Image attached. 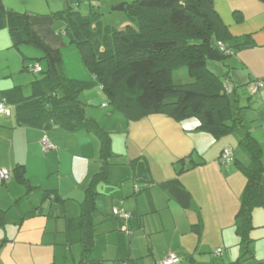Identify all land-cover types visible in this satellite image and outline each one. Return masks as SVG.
Masks as SVG:
<instances>
[{"label":"crops","instance_id":"obj_1","mask_svg":"<svg viewBox=\"0 0 264 264\" xmlns=\"http://www.w3.org/2000/svg\"><path fill=\"white\" fill-rule=\"evenodd\" d=\"M0 1L8 10L33 14L30 28L48 47L58 46L61 33L54 31L53 13L35 16L34 10H27L28 3L47 4L48 0ZM212 7L234 38L229 47L242 44L245 37L254 45L229 56L228 68L223 65L226 74L224 67L221 70L212 64L217 74L222 73L228 87L235 88V104L241 108L245 129L214 139L195 132L196 119L180 123L164 115H151L138 121L122 119L117 133L124 149L119 151L115 141H111L113 156L108 183H98L95 188L98 194L94 240L89 252L83 255L78 204L83 201L84 190L101 165L97 138L83 132L71 134L58 127L47 132L20 127L12 110L9 116L0 115V168L9 172L4 188H0V200L8 207L6 210L9 211L13 202L26 191V187L14 179L12 171L16 165L23 167L29 186L71 200L59 210L56 219L33 216L22 222L18 230L13 227L3 231L0 240L8 242L0 247V264H157L168 254V233L185 239L190 237L188 231L195 225L199 226L195 227L200 231L199 237L204 238L195 251L215 252L222 248L220 257L200 258L201 264H219L220 259L225 263L223 257L228 249L238 246L233 221L245 177L235 161L247 162L246 155L238 148V141L246 131L259 143L264 163V5L257 0H213ZM3 52L6 61L0 76V91L13 86L24 87L29 75L14 78L19 73L11 67L14 58L22 67L24 63L18 52L11 49L6 30L0 31V53ZM257 81H261L262 86L252 93ZM44 136L55 146L54 150H43ZM225 149L231 152V158L227 164H222L220 157ZM191 163L196 166L189 168ZM262 184L264 186V173ZM50 204L43 203L44 214ZM115 208L129 213L130 221L125 223L112 218L111 211ZM12 219L15 225L18 218ZM54 220L63 221L65 227L53 228ZM252 225L250 249L255 258L260 253L264 259V208L252 211ZM2 235L0 233V237ZM183 249L189 253L192 248ZM239 254L233 252L236 258ZM226 258L229 263L236 260L232 256Z\"/></svg>","mask_w":264,"mask_h":264},{"label":"trees","instance_id":"obj_2","mask_svg":"<svg viewBox=\"0 0 264 264\" xmlns=\"http://www.w3.org/2000/svg\"><path fill=\"white\" fill-rule=\"evenodd\" d=\"M257 1L264 5V0ZM66 2L68 7L52 16L55 20H62L64 28L61 35L68 36L80 50L90 79L66 77L62 71L61 52L48 47L30 28L34 15L8 10L0 1V31L8 32L11 49L18 52L24 63L22 71L42 75L28 84V95L24 94L23 86L0 91V104L10 110L9 114L0 115L9 116L12 110L20 127L44 132L58 127L71 134L83 132L97 138L101 165L85 188L83 201L78 204L79 242L83 246V255H86L94 240L95 199L98 194L95 188L98 183H108L113 155L111 134L86 115L79 100L80 94L96 87L107 104L121 111L128 121H138L151 115H164L177 123L196 119L198 126L195 132L220 139L245 129V126L241 108L235 104V88L228 87L211 72L206 61L221 62L228 68L226 61L230 55L254 45L245 37L242 44L228 46L234 38L213 10V0H133L124 4V11L134 26L119 31L103 30L97 12L82 15L77 7L81 0ZM29 47L42 52L43 56L37 61L45 62V72L38 64L25 63L26 60L32 61V57L27 56ZM181 68L186 70L191 82H174L173 73ZM238 148L247 157L246 163L235 161V166L245 177L233 221L241 253L228 264H243L253 259L250 249L252 211L264 208L261 147L246 131L238 141ZM54 149L53 145L51 150ZM193 166L196 164L191 163L188 167ZM12 172L15 181L26 187L25 194L16 199L11 207L21 220L43 215L56 219L59 210L71 201L56 193L29 186L20 165H16ZM46 201L51 204L44 214L42 205ZM60 217H63L62 214ZM113 217L125 223L131 219L130 214L128 219ZM5 225L6 210L0 209V228ZM197 233L200 234V231ZM6 242L7 239L0 240V247ZM219 254L221 256V251ZM179 262L177 258L173 264Z\"/></svg>","mask_w":264,"mask_h":264},{"label":"rangeland","instance_id":"obj_3","mask_svg":"<svg viewBox=\"0 0 264 264\" xmlns=\"http://www.w3.org/2000/svg\"><path fill=\"white\" fill-rule=\"evenodd\" d=\"M133 0H81L80 4H77V7L79 6V12L82 15H86L92 12H97L99 14V22L101 24V27L103 30L109 29V30H125L128 27H133L134 23L130 19V17L127 15V13L123 10H116L120 5L129 4ZM75 6V4H74ZM68 7V3L66 0H48V3H28L27 4V10H34L35 16H43V15H51V13L54 12H61L64 11ZM23 13V11H21ZM54 28L55 32L61 33L63 32V22L59 18L54 21ZM59 35V39L61 38L60 42L58 43V46L55 47V50H59L61 52V58H62V71L64 75L68 78L73 79H79V80H88L90 79V76L82 62L80 50L78 47L73 43L70 42V39L66 35ZM63 43V45H62ZM54 49V48H53ZM33 53V54H32ZM32 57V61L26 60L25 63H30L31 65L38 64L41 66V68L44 70V72L47 70V65L44 61H37V59H40V57L43 56L42 52L36 48L29 47L28 48V55ZM5 57L6 54L0 53V76L1 72L4 71L5 66ZM29 58V57H28ZM13 60V59H12ZM14 66L11 65L14 70L16 69V72H19L17 75L14 76L15 79L18 77H22L23 75H29L26 79V83L23 87L24 94H29L28 89V82H32L36 79H39L42 77L41 74H34L32 72L28 71H21L22 70V64L20 61L13 60ZM29 64V65H30ZM212 64H216L220 67L221 70H223V64L221 62L217 61H206L207 68L213 72L215 75L220 77L222 80H224L222 73H218L215 69V67H212ZM224 71H226V68L224 67ZM28 80V81H27ZM173 80L177 83H189L191 82V79L189 78L186 70L184 68H181L173 73ZM98 95L100 96H97ZM245 94L243 97L245 98ZM80 102L84 105L85 113H87V116L98 119V123L101 128H103L105 131L109 132L112 135V140L115 141V148L124 149V144H121L119 141V134L117 133L118 126L122 119H125L122 112L114 108L112 105L107 104L106 99L102 92H99L97 88H93L87 91H83L81 93ZM0 188H4L3 185H0ZM1 198V197H0ZM3 204V199L0 200V205L2 206V210H6L8 208ZM118 209V208H117ZM119 211L122 210V208L118 209ZM112 216V215H111ZM12 217L18 218L15 225ZM20 216L16 213V211L13 208H10L9 211L6 210V218L7 223L4 230H0V233L3 235L0 237V239L3 238L4 232L6 230L13 229V227L18 230L20 226L23 224L25 220H21L19 218ZM112 218H114L112 216ZM30 220V219H29ZM26 219L25 222L29 221ZM24 222V223H25ZM53 228L60 229L65 227V224L61 220H54ZM169 236L167 237L166 241V248L168 254L166 255V258H168L171 254L177 256L179 259L178 264H201L200 258L204 257V260H206L208 257H220L219 252L222 251V248L217 249L214 251H195L196 248H200V245L202 244V241L204 238L199 237L200 235L197 233L196 228L193 226L190 229V232L188 231V238L181 239L179 236L175 234L168 233ZM237 243L235 239V244ZM233 244V243H232ZM251 245V244H250ZM182 246V247H180ZM190 247V252L187 253L184 251L185 247ZM195 246V249H193ZM180 247V248H178ZM189 251V250H188ZM252 251V250H251ZM233 252L239 254L240 250L239 247L234 245L232 248L228 249V253H226L223 257L225 263H223L220 259L219 264H228L227 256H232V258H236L235 255H233ZM171 253V254H170ZM187 253V254H186ZM240 255V254H239ZM237 255V257L239 256ZM259 257H253V259H249L245 261L243 264H264V259H262V254L259 253ZM163 260V259H162ZM194 260V261H192ZM158 264V262H157Z\"/></svg>","mask_w":264,"mask_h":264},{"label":"built area","instance_id":"obj_4","mask_svg":"<svg viewBox=\"0 0 264 264\" xmlns=\"http://www.w3.org/2000/svg\"><path fill=\"white\" fill-rule=\"evenodd\" d=\"M261 86H262V83L260 81L254 83V85L252 86L251 92L256 93ZM226 90L229 91V88H227ZM0 114H9V110L6 108V106L3 103L0 104ZM41 145L44 151L53 149V145L45 137L41 140ZM230 158H231V152L228 149H225L221 153L220 162L222 164H227ZM8 179H9V172L5 169L0 168V184L5 183ZM112 215L117 216L119 218H124V219L129 218L128 213L122 210L119 211L117 208L113 209ZM176 262H177V258L171 254L168 258L161 261L160 264H173Z\"/></svg>","mask_w":264,"mask_h":264},{"label":"water","instance_id":"obj_5","mask_svg":"<svg viewBox=\"0 0 264 264\" xmlns=\"http://www.w3.org/2000/svg\"><path fill=\"white\" fill-rule=\"evenodd\" d=\"M124 9V5H120L118 8H116V10H123Z\"/></svg>","mask_w":264,"mask_h":264},{"label":"clouds","instance_id":"obj_6","mask_svg":"<svg viewBox=\"0 0 264 264\" xmlns=\"http://www.w3.org/2000/svg\"><path fill=\"white\" fill-rule=\"evenodd\" d=\"M6 183V182H5ZM5 183H2V184H0V185H3V184H5Z\"/></svg>","mask_w":264,"mask_h":264}]
</instances>
